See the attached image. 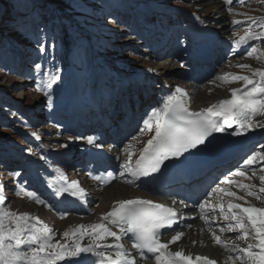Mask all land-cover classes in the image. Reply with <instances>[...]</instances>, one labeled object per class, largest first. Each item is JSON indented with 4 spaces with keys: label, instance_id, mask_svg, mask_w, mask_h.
I'll list each match as a JSON object with an SVG mask.
<instances>
[{
    "label": "rangeland",
    "instance_id": "obj_1",
    "mask_svg": "<svg viewBox=\"0 0 264 264\" xmlns=\"http://www.w3.org/2000/svg\"><path fill=\"white\" fill-rule=\"evenodd\" d=\"M20 2V4L12 6L11 9L3 7L0 3V16L8 23L4 28L0 26V184L4 185V194L10 192L9 194L13 196L9 201L11 209L19 205L21 199L25 200L21 207L23 211L34 204L23 191L20 192L21 196L14 192L17 191L18 186L29 185L26 181H22L27 178L24 173L29 175L27 180L32 183L36 171L39 170V176L37 175L34 180L35 183L46 173L41 169L49 160V156H52V160L44 165L46 170L49 164L62 162L67 166V175H70L71 171L76 172L73 169L83 160L80 157V154L84 153L81 150V141L87 136H95L99 129L93 125L92 130L88 132L82 130L77 137L65 133L64 129L68 131L73 125L74 119L68 117L69 115L62 116L60 114V110L67 109L63 107L62 99L65 95L74 93L78 97L76 106L80 109L82 93L76 85L83 88L85 95L88 94L82 97L84 100L96 98L94 90L100 85V94L103 97L99 98V101L103 105L104 102H107V99H104L106 95L112 97L117 93L114 98L117 99L119 94L120 100L123 101V91L130 92V86L135 89V86L140 85L145 74L140 69L157 70L164 77L177 79L176 82L178 81V85H181L183 80H180L177 72L185 64L186 60L182 56L183 54L178 53L177 49L174 50L177 51L174 52L176 59L180 58V60H175L170 56L172 50L169 43L165 44L163 54L155 48H147L148 45L152 48L160 41L157 36L160 30L169 31L171 37L179 35L182 22L180 23L178 19L177 10L181 7V9L196 12L205 19L210 10L221 8L223 18L218 20L215 15V18L212 17L213 19L208 22L217 29L222 23H226L229 30L228 38L232 40L247 29V17L257 20L264 19L262 0H233L231 13L225 0H38L36 2L29 0L30 5L26 4L27 6L23 1ZM153 9H156V13L150 15L149 11ZM180 10L178 15L181 16V21L185 22ZM118 19H120V23L116 24L115 21ZM234 19L244 21V23L233 25ZM149 21L153 22V27ZM124 24L126 32L123 38H112L111 31H117V25L120 27ZM174 24L179 25L174 28ZM253 28L257 32L260 31L257 26H253ZM38 42L44 45V52L39 50ZM257 44L262 47H257ZM230 48L232 47L230 46ZM250 49H255L253 56L248 57L246 53L248 51H246L240 60L253 61L256 59V62L264 67V43L255 42ZM154 55H163L168 58L158 59ZM228 55L225 56L220 52L217 59L228 58ZM35 63L42 65L40 72L35 70ZM229 63V58L225 63L218 62L215 72L205 83L211 84L215 88L226 84L216 77L235 70V67L228 65ZM184 68L181 67L183 70L178 75L184 71ZM44 72L61 77L50 90L51 101L46 99L43 91L35 90L38 84H42L46 80ZM138 73L142 74V77L137 78ZM124 77L129 87L126 82L124 83ZM104 83L108 85L103 86ZM143 83L147 85V88H151L153 96L156 93L159 94L160 83L155 84L159 88L154 87V83H158L154 79L153 83L149 80L148 83L146 80ZM120 84H123V87ZM63 89L66 90L64 94ZM142 96L138 98L139 105L131 106H136L134 110L139 114L143 111L147 112L157 102L155 97L146 96L149 99L147 101L146 98L143 100ZM112 99L109 100L112 101ZM75 107L69 109L73 110ZM108 107L110 108V106ZM108 107H106V115H112L113 113ZM81 110L82 108L78 112L80 117L85 114V110ZM106 115L101 119L100 130H107L105 123L109 118ZM139 120L142 127L144 116H139ZM139 130L140 126L132 136L137 138L142 136ZM33 132L40 136L39 140L32 135ZM69 137H72L71 141ZM132 142L131 138L127 143L125 141L122 147ZM61 145H67V147H61ZM122 147H119L120 151L124 148ZM29 148L32 149L31 153L27 151ZM71 152L73 153L71 154ZM9 154L23 158L17 159L16 162L15 157ZM40 155L45 156L46 159L41 160L40 157H37ZM3 160L8 164H4ZM70 163L73 165L71 168H69ZM33 164L39 167L32 169ZM41 165L42 167H40ZM15 172L20 173L19 178L13 175ZM15 184L17 187L12 188ZM36 188V190L31 188L29 191L37 193L41 190L38 185ZM94 203L96 204L94 205ZM94 203H91L94 206L89 207L90 211L84 216L90 214L91 210L98 206V202ZM49 204L48 202V206ZM48 206L45 207L48 208ZM0 208L7 209V203L0 205ZM46 212L54 216V213L49 210ZM63 221L64 219L55 222V218H52V222L55 224H63Z\"/></svg>",
    "mask_w": 264,
    "mask_h": 264
},
{
    "label": "snow or ice",
    "instance_id": "obj_2",
    "mask_svg": "<svg viewBox=\"0 0 264 264\" xmlns=\"http://www.w3.org/2000/svg\"><path fill=\"white\" fill-rule=\"evenodd\" d=\"M232 2L233 0H225L229 5L230 13ZM247 20L248 25L244 34L232 40L234 50L248 44L249 41L261 40L264 43V19L247 17ZM242 23L244 21L235 19L232 21L233 25ZM253 26L259 27L260 31H255ZM38 46L41 52L45 51L44 45L38 42ZM254 51L255 49L248 51L247 56L252 57ZM237 67L249 69L251 76L224 73L216 77L225 83L243 82L241 88L230 90L231 98L222 99L207 108L193 112L188 108L187 92L176 87L162 106L151 110L140 128V135L149 134L146 143H143L138 152H134L132 143L121 149V153L126 158L120 165L122 170L120 174L132 178L126 183L134 184L141 178H155V175L161 173L162 168L167 166L166 162L179 163L182 158L186 159V153L191 155L190 150L198 149L199 146L206 145V142L210 143L209 137H212L213 133L224 132L234 125L236 127L232 135L235 136L243 135L254 128H264V123L254 119L258 116L264 117V70L252 69L244 64ZM34 68L40 72L42 65L35 63ZM43 75L46 80L38 84L35 90L43 91L46 99L51 101L50 90L61 77L49 75L47 72ZM32 135L37 140L40 139L37 133L33 132ZM85 139L88 145L103 147L94 136H87ZM69 140L71 141L72 137H69ZM132 140L137 141V137H132ZM261 148L264 149V145ZM27 151L31 153L32 149L29 148ZM134 154L136 158L133 160ZM119 158L118 156L117 159ZM40 159L44 160L46 157L41 155ZM258 162H264V151H254L243 160L240 168L229 175L247 178L245 170L250 169L255 176L258 169L253 166ZM54 171L59 175L62 183L57 186L50 180L48 187L54 190L56 196L66 193L80 200L85 199L86 193L79 187L78 181L67 182L63 170L59 167ZM259 171L264 172V166H261ZM13 175L19 176L20 173L15 172ZM107 175L113 176L111 172ZM92 178L97 181L102 179L100 175ZM259 181L262 185L259 192L264 193V175L259 176ZM221 183L237 185L247 196L261 199L254 190L255 185L237 184L227 177ZM22 191L29 199L43 205L38 193L18 187L16 194L19 195ZM3 192L4 185L0 184V205L6 199ZM208 197L198 205L199 219L208 226L215 244L229 253L228 260L233 261L234 264H264V207L243 206L234 202L245 198L220 186L214 188ZM213 197L216 200L215 204L211 203ZM224 197L232 199L226 201ZM206 210L212 213L218 210L219 219L224 222L223 226H219V231L236 233L235 238L242 241L245 246L222 241L220 235L212 229L216 217L213 216L210 220ZM179 218L181 217L177 209L153 203L151 200L139 198L120 200L114 203L110 211L101 216V221L107 223L78 225L71 232L66 230L62 234L64 242L61 243L53 242L51 229L37 228L36 224L29 226L30 219L39 223L38 218L0 209V264H60L67 258H83L86 264H141L149 256L154 259L155 264H216V261L208 257L196 256L193 259L190 255H185L182 250L170 251L169 245L179 241L183 232H176L167 243L161 242L164 234L162 230L173 228ZM69 237L72 238L71 243H68ZM85 237L89 239L88 244L82 243ZM109 238L112 240L110 243ZM124 238L131 241L132 248L139 254V259L125 249L122 243ZM232 253L237 254L233 256Z\"/></svg>",
    "mask_w": 264,
    "mask_h": 264
},
{
    "label": "bare ground",
    "instance_id": "obj_3",
    "mask_svg": "<svg viewBox=\"0 0 264 264\" xmlns=\"http://www.w3.org/2000/svg\"><path fill=\"white\" fill-rule=\"evenodd\" d=\"M209 1V0H205ZM207 5V4H205ZM218 7V6H216ZM222 7V6H221ZM183 17L185 18L186 24H196V23H201L207 28H211L216 31L218 34V41L223 45L221 47V54L227 55L226 49L232 47V39L228 38V28L226 23H222V25L219 26V29H217L214 26L210 25V22H208L210 19L218 18V20H221L223 18V10L221 8L213 9L210 10V13L206 16V19L203 16H200V14L196 12H191L188 9H181L180 10ZM214 15V16H211ZM213 17V18H212ZM221 24V23H220ZM186 25V26H187ZM245 31H243L240 35H243ZM239 35V36H240ZM239 36H237L238 39ZM234 40V39H233ZM257 42H262L261 40H255V41H249L247 45H249V49L252 47V45ZM253 43V44H252ZM257 47L261 48L262 46ZM254 48V47H253ZM256 48V47H255ZM247 49L246 51H248ZM259 50V49H258ZM245 52L242 50L240 47L239 49H231L230 54L228 55L230 59V63L228 64L231 67H235V70L229 71L226 73H230L233 75H249L251 76V72L249 69H241L237 67V65H249L252 69H261L264 70V67L256 62V59L253 61L250 60H240V57L244 54ZM238 59V60H236ZM151 69V68H150ZM147 75H148V80L149 82L153 83L154 81H157L160 83V89H159V94L157 97V102L147 110L146 113L151 112L153 108H157L162 106L163 102L165 99L171 95L176 87H180L177 85L176 80H174L172 77H164V75H161L157 70L152 69V71L146 70ZM189 68L186 67L184 68V71L179 74L178 76L182 77L184 79V86L183 89L185 92L188 94V107L194 109V110H201L204 108L209 107L212 104L217 103L218 101L222 99H229L231 98V89H239L242 87L243 82L242 81H236V82H230L226 84H222V86H219V88H215L213 85L205 83V82H195L189 77ZM227 71V70H226ZM142 74H137L136 77L140 78ZM142 77V76H141ZM219 84V83H218ZM220 85V84H219ZM217 87V86H216ZM78 97L75 96L74 93L67 94L63 97L62 99V104L64 105L63 107L65 108H71L76 106V100ZM133 109H136V106L132 107ZM148 117V116H147ZM146 117V118H147ZM145 118V119H146ZM255 120H259L261 123H264V117H255ZM236 127V126H235ZM235 129V128H234ZM233 129V131H234ZM232 131V132H233ZM232 134V133H231ZM264 135V128H254L249 130L243 135L240 136H251V137H261ZM235 136V135H233ZM95 137V136H94ZM239 137V136H235ZM149 138V134H144L140 137L137 138V141H133L132 144L134 145V152H138V150L142 147L143 143H146V140ZM80 141V140H79ZM260 146L253 148L252 153L254 151L260 150L262 151L261 146L264 145V139L262 141ZM81 150L86 151L88 148H96L94 146L88 145L86 142V139H83L81 141ZM112 155L117 158L118 156L120 157V162L119 166L124 163L125 156L122 155L121 151L119 150L118 147H115L111 151ZM251 153V154H252ZM250 154V155H251ZM135 158V154L133 156V160ZM83 161V160H82ZM80 165V164H79ZM79 165L75 167V171L79 170ZM261 166H264V162H258V164L254 165L253 167L257 168V173L255 176L252 175V171L250 169H242L246 171V176L245 177H238V176H229L227 177L228 179L234 180L238 183H245V184H251L255 185V191L257 196L261 197V199H257L256 197H250L247 196L246 193L239 189L237 185H228L226 183L218 184L220 187L227 188L230 191L236 192L238 196H243L245 199L240 200V201H234L237 203H241L243 206H255V207H264V193L259 192V188L262 186L260 181H259V176L264 175V172L259 171V168ZM61 168L65 174V177L67 179V182H71L72 180H76L79 182V179L77 177L76 172L71 171L70 175H67V166L65 163H60V162H55L51 163L47 167V175L44 179V189H41L39 192L40 197H47L51 196L55 198V192L52 188L48 187V183L51 180L53 183H55L57 186H59L62 181L59 180V175L54 171L55 168ZM121 169V168H120ZM122 171V170H121ZM33 172V171H31ZM121 173V172H120ZM117 175L115 183L108 187H104L99 184H93L94 186L91 188L92 193L89 196L90 197V202H98V206L94 207L92 209L91 213L88 214L87 216H84V213H88L89 210V201H86V197L84 200H76L74 205L69 209L71 212H75L76 214L73 215H64V212L60 211H55L54 216H51L49 213L46 212L48 208L45 206H48V202H43V205L36 203L34 200L30 199V201H33L34 204L30 208H26L24 211L21 210L22 205L24 204L25 200L21 199V203L17 206H14V208H10L9 201L13 197L12 195H8L5 199L4 203H7L8 208H0L4 209L7 211L15 212L17 214H27L30 218H38L39 223L36 222V220L30 219L29 220V226L32 224H36L37 228H48L52 230L53 234V242L60 241L61 243L64 242L63 239V232L64 231H72L74 230L78 225H89V224H94V223H107V221H101V216L110 211L112 206L114 205L115 202H118L120 200H125V199H135L140 198L142 199V195H145L147 192L141 189H137L136 187L133 186V184L126 183L127 180H130V177L126 178L123 177L121 174ZM225 180V178L223 179ZM222 180V181H223ZM79 187L82 188L79 184ZM217 187V186H216ZM83 189V188H82ZM84 190V189H83ZM85 192V191H84ZM212 192V191H211ZM209 192V193H211ZM202 201L208 199V194ZM66 194V193H65ZM215 196V194H214ZM224 199L227 201L228 199H232L230 197H224ZM80 201L82 203H80ZM200 201V202H202ZM247 201V203H245ZM199 202V203H200ZM177 203V202H176ZM212 204L216 203L215 198L211 200ZM177 206L181 210V214L183 216V221L181 222L180 228L176 232H183L182 238L173 244L169 245V250L170 251H180L182 250L185 255H190L193 259L196 256H203V257H208L212 259L213 261H216V264H234L233 261L228 260V255L229 253L222 249L219 245H216L214 240L212 239V233L209 231L208 226L204 224L202 220L199 219L200 216V209L198 205H188L186 208H183L179 203ZM226 207V205H225ZM34 208V210H33ZM68 213V212H67ZM206 214L208 218L211 220L213 216L216 217L215 223L212 224V229L213 231L216 232L217 235H220L221 240L225 242H230L232 244H237L240 246H245L242 241L237 240L236 233H229V232H224L221 233L219 231V226H223L224 222L219 219V211L217 210L215 213H212L210 210H206ZM63 217V218H61ZM52 218H55V222L62 221L64 219L63 224H55L52 222ZM7 223V221H6ZM191 224V225H190ZM111 227V226H110ZM113 230H116L113 228ZM195 241V243H193ZM72 242V238H68V243ZM108 242H112L111 238H109ZM83 244H88L89 239L87 237L84 238L82 241ZM130 254L133 256H136L137 259L138 256L135 252L133 251H128ZM237 253H232L233 256H235ZM77 260H83V263L81 264H86V261L83 258L77 259V258H67L66 262L68 264H73V262ZM141 264H155L154 259L149 260L148 262L144 263L143 261Z\"/></svg>",
    "mask_w": 264,
    "mask_h": 264
},
{
    "label": "trees",
    "instance_id": "obj_4",
    "mask_svg": "<svg viewBox=\"0 0 264 264\" xmlns=\"http://www.w3.org/2000/svg\"><path fill=\"white\" fill-rule=\"evenodd\" d=\"M20 1H23L24 3H25V5L27 4V5H30L29 4V0H0V3L2 4V6L3 7H5V8H12V6H16V4H20L21 2ZM37 0H33V2H36ZM30 2H31V0H30ZM22 5V4H21ZM26 5V6H27ZM8 23L6 22V20L5 21H3V24H2V26L4 27V26H6ZM59 31H60V29H58Z\"/></svg>",
    "mask_w": 264,
    "mask_h": 264
}]
</instances>
